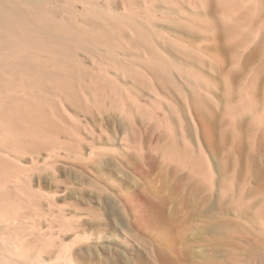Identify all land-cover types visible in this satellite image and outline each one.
Returning a JSON list of instances; mask_svg holds the SVG:
<instances>
[{"label": "rangeland", "instance_id": "obj_1", "mask_svg": "<svg viewBox=\"0 0 264 264\" xmlns=\"http://www.w3.org/2000/svg\"><path fill=\"white\" fill-rule=\"evenodd\" d=\"M46 3L109 39L0 77V264H264V0Z\"/></svg>", "mask_w": 264, "mask_h": 264}, {"label": "bare ground", "instance_id": "obj_2", "mask_svg": "<svg viewBox=\"0 0 264 264\" xmlns=\"http://www.w3.org/2000/svg\"><path fill=\"white\" fill-rule=\"evenodd\" d=\"M45 3L46 0H0V77L7 71L26 70L30 61L34 63L32 67L44 71L50 64L56 78L72 77L77 71L74 51L96 52L94 45L109 39L106 33L87 36L74 26L56 20ZM150 53L148 69L154 76L164 78L166 63L155 50ZM41 57L48 60L42 61Z\"/></svg>", "mask_w": 264, "mask_h": 264}]
</instances>
